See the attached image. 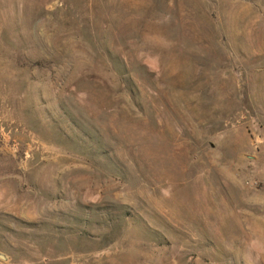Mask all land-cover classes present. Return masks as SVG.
Here are the masks:
<instances>
[{
    "label": "rangeland",
    "instance_id": "rangeland-1",
    "mask_svg": "<svg viewBox=\"0 0 264 264\" xmlns=\"http://www.w3.org/2000/svg\"><path fill=\"white\" fill-rule=\"evenodd\" d=\"M0 264H264V0H0Z\"/></svg>",
    "mask_w": 264,
    "mask_h": 264
},
{
    "label": "trees",
    "instance_id": "trees-1",
    "mask_svg": "<svg viewBox=\"0 0 264 264\" xmlns=\"http://www.w3.org/2000/svg\"><path fill=\"white\" fill-rule=\"evenodd\" d=\"M36 64H41V62H38V63H36Z\"/></svg>",
    "mask_w": 264,
    "mask_h": 264
}]
</instances>
